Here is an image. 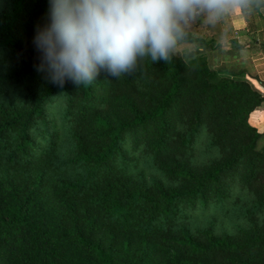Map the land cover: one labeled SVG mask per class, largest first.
Wrapping results in <instances>:
<instances>
[{
  "label": "trees",
  "instance_id": "obj_1",
  "mask_svg": "<svg viewBox=\"0 0 264 264\" xmlns=\"http://www.w3.org/2000/svg\"><path fill=\"white\" fill-rule=\"evenodd\" d=\"M47 23L0 0V264H264V95L197 50L60 87Z\"/></svg>",
  "mask_w": 264,
  "mask_h": 264
},
{
  "label": "clouds",
  "instance_id": "obj_2",
  "mask_svg": "<svg viewBox=\"0 0 264 264\" xmlns=\"http://www.w3.org/2000/svg\"><path fill=\"white\" fill-rule=\"evenodd\" d=\"M261 7L264 0H48V23L33 39L37 71L60 87L91 85L101 71L130 77L145 59L171 62L194 26Z\"/></svg>",
  "mask_w": 264,
  "mask_h": 264
},
{
  "label": "crops",
  "instance_id": "obj_3",
  "mask_svg": "<svg viewBox=\"0 0 264 264\" xmlns=\"http://www.w3.org/2000/svg\"><path fill=\"white\" fill-rule=\"evenodd\" d=\"M201 30L205 37L196 38L211 49L201 52V48L196 47V50L205 56L209 69L222 76L244 79L256 91L264 90V7L254 8L245 16L234 15L215 25L201 23L190 32ZM216 43L220 47H215ZM248 122L258 132L264 131V100L249 114Z\"/></svg>",
  "mask_w": 264,
  "mask_h": 264
},
{
  "label": "rangeland",
  "instance_id": "obj_4",
  "mask_svg": "<svg viewBox=\"0 0 264 264\" xmlns=\"http://www.w3.org/2000/svg\"><path fill=\"white\" fill-rule=\"evenodd\" d=\"M189 33L191 35H194L195 37H197L199 35H202L203 37H205L204 36L205 35V32H203V30H201L200 32H190L189 31ZM189 45L188 46H185V45L183 46V45H180L179 44L174 51H176L177 53L184 54L186 52H190L191 50H196V47L197 48H201V50H200L201 52H203L204 50H207V49H211L210 46H208L207 43H205L203 40H202V42L200 41V42H197V43H194V44L191 43V45L190 46ZM215 47H220V44L219 43H216V46ZM258 92L260 94L264 95V90L263 89H261Z\"/></svg>",
  "mask_w": 264,
  "mask_h": 264
}]
</instances>
